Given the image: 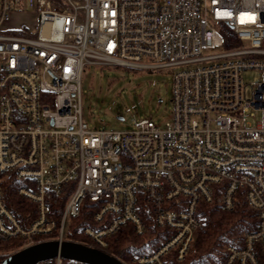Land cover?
I'll return each mask as SVG.
<instances>
[{
    "label": "built area",
    "instance_id": "obj_1",
    "mask_svg": "<svg viewBox=\"0 0 264 264\" xmlns=\"http://www.w3.org/2000/svg\"><path fill=\"white\" fill-rule=\"evenodd\" d=\"M89 66L171 69L168 120L89 128L81 118ZM245 70L257 72L249 85ZM7 174L36 210L24 229L0 187L1 241H63L87 200L94 209L83 233L106 252L127 225L148 233L145 205L163 241L130 264H169L188 253L204 207L244 205L256 227L226 245L221 264H264V0H0ZM70 191L57 225L54 209Z\"/></svg>",
    "mask_w": 264,
    "mask_h": 264
},
{
    "label": "trees",
    "instance_id": "obj_2",
    "mask_svg": "<svg viewBox=\"0 0 264 264\" xmlns=\"http://www.w3.org/2000/svg\"><path fill=\"white\" fill-rule=\"evenodd\" d=\"M22 184L10 175H0V187L4 191L7 207L19 219L24 229H29L30 222L35 217V206L17 194ZM71 193H64L54 209V216L59 222L67 197ZM94 206L87 200L81 204L80 213L71 217L64 228V239L90 245V239L84 235L83 229L90 225L89 217ZM143 212L148 223V233L139 236L130 225L121 229L117 235L109 240L106 252L118 258L124 263L130 264V260L154 251L163 241L162 232L155 227L149 215L147 206H143ZM142 212V213H143ZM203 227L194 234L188 253L181 261L169 259V264H221L224 259L226 245L244 232H251L256 227V215L246 206H240L233 213H226L213 204L203 209ZM35 242L47 238L32 237ZM48 239H54V236ZM27 244L23 237L12 238L7 241L0 240V262L8 255L22 249ZM40 264H47L43 262ZM63 264H76L63 260Z\"/></svg>",
    "mask_w": 264,
    "mask_h": 264
},
{
    "label": "rangeland",
    "instance_id": "obj_3",
    "mask_svg": "<svg viewBox=\"0 0 264 264\" xmlns=\"http://www.w3.org/2000/svg\"><path fill=\"white\" fill-rule=\"evenodd\" d=\"M171 77V69L165 68L86 67L81 79V118L97 130L127 131L140 119H151L161 127L171 111ZM241 77L249 85L257 72L245 70Z\"/></svg>",
    "mask_w": 264,
    "mask_h": 264
},
{
    "label": "water",
    "instance_id": "obj_4",
    "mask_svg": "<svg viewBox=\"0 0 264 264\" xmlns=\"http://www.w3.org/2000/svg\"><path fill=\"white\" fill-rule=\"evenodd\" d=\"M56 257L79 264H125L107 252L70 240H49L8 255L0 264H40Z\"/></svg>",
    "mask_w": 264,
    "mask_h": 264
},
{
    "label": "crops",
    "instance_id": "obj_5",
    "mask_svg": "<svg viewBox=\"0 0 264 264\" xmlns=\"http://www.w3.org/2000/svg\"><path fill=\"white\" fill-rule=\"evenodd\" d=\"M15 19H17V18H15ZM15 19H13V20L11 21V23H10V27H15V26L17 25V24H16V25L14 24V23H15V21H14ZM17 23H18V22H17Z\"/></svg>",
    "mask_w": 264,
    "mask_h": 264
}]
</instances>
